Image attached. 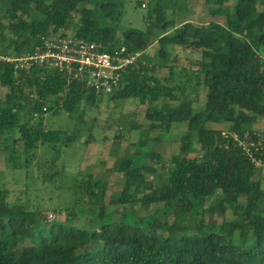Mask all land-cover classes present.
<instances>
[{
  "label": "trees",
  "instance_id": "16d2710c",
  "mask_svg": "<svg viewBox=\"0 0 264 264\" xmlns=\"http://www.w3.org/2000/svg\"><path fill=\"white\" fill-rule=\"evenodd\" d=\"M227 1L205 0L216 6L210 14L225 16V23L185 21L179 26L165 15L162 0L141 2H154L145 16L147 29L121 30L120 37L123 2L4 0L7 22L0 18L1 53L33 51L41 45V36L59 31L103 43L106 49L126 45L146 51L158 41L159 66L167 67L169 75L158 77L157 65L144 53L139 67L129 70L124 86L110 99L161 101L147 108L151 123L146 131L169 133L176 123H186L187 131L168 161L157 150L144 153L161 163L167 179L162 185L146 178V173H157L154 165L138 162L148 138L140 140L134 155L119 158L125 183L112 209L105 202L107 182L91 175L74 178L69 189L75 205L65 221L43 216L39 222L35 210L10 206L9 191L0 187V264H264V188L262 178L256 177L264 163V134L254 127L264 118V9L258 10V0H238L230 10ZM170 45L200 52L194 83L188 77L176 80L175 68L168 64ZM21 78L19 82L13 66L0 59V86L9 88L0 97V139L22 143L28 160L39 144L56 148L78 137L46 128V113L65 109L73 114L102 102V94L78 81L68 83L65 75L44 67L36 66ZM201 86L207 96L204 108L197 109L193 93ZM194 138L203 150L198 157L190 154ZM120 139L116 135L114 140ZM247 142L255 145L251 148ZM13 157L12 152L9 160ZM45 160L39 163L40 172L50 167ZM53 166L54 172L44 173L45 180L64 175V169ZM27 174L32 175L29 167ZM134 203L146 211L157 203L163 206L141 214ZM227 212L231 216L222 222L206 218ZM247 231L251 242L239 241Z\"/></svg>",
  "mask_w": 264,
  "mask_h": 264
},
{
  "label": "rangeland",
  "instance_id": "374dc122",
  "mask_svg": "<svg viewBox=\"0 0 264 264\" xmlns=\"http://www.w3.org/2000/svg\"><path fill=\"white\" fill-rule=\"evenodd\" d=\"M94 3L101 0H92ZM123 2V13L120 21V31L118 35L121 37V30L136 28L140 30L147 29V21L145 16L152 8L151 5L143 6V3H149L156 0H110ZM238 0H228L226 6L232 10ZM163 6L166 9L165 15L169 19H174L177 25H181L185 21H193L196 24H207L211 20H216L220 23H225V16H213L210 14V9L216 7L208 4L205 0H162ZM90 2L89 6H93ZM177 7V9H175ZM258 10L264 9V0H258ZM184 8H187L185 11ZM6 4L4 0H0V18L7 22L5 15ZM79 17H77L78 19ZM76 19V20H77ZM174 29H170L172 32ZM159 43L156 41L147 50V57L157 65L156 75L164 78L169 75L167 67L159 66L161 59L158 57ZM264 49V48H263ZM170 56L168 64L172 65L176 71V80L180 77L184 81L190 79L195 82L196 70L198 69L197 61L201 58L199 51L191 48H185L178 45H170L168 48ZM264 59V54L261 52ZM188 75L185 77L184 74ZM181 79V80H182ZM189 87V86H188ZM9 91L8 87L0 86V97L4 98ZM196 99L194 106L197 109L204 108L207 88L201 86L193 93ZM111 94L103 95L102 102L99 107H87L83 112L68 113L65 109L58 112H48L44 115V124L48 129H63L69 135H78L77 139L73 140L70 145H59L52 148L47 144H39L34 151L35 155L32 160H28L29 155L24 151L22 143H16L14 140H7L2 143L0 139V187L9 191L8 201L10 206L29 208L35 210L39 216V222H42L43 216L48 220L55 217L57 220L65 221L69 218L68 209L75 205V195L70 191L72 182L76 176L91 175L95 179H103L107 182L105 202L108 209L117 207L115 200L120 196L124 188L125 178L119 172V158L126 153L131 155L138 151L140 140L148 138L146 147L139 149L141 154L138 155V162L154 165L157 173H146V178L152 180L156 185L166 183L161 163H157L145 156V152L152 150L159 151L164 160L168 161L174 153L179 151L182 144V137L187 131L186 123H176V129L173 127L169 133L160 134L161 130L146 131L151 120L146 117V110L149 105H161L162 102H153L152 104H142L138 99H110ZM132 123H141L140 127L133 128ZM219 128L223 125H213ZM228 129V126L225 125ZM254 127L261 134H264V118L259 119ZM147 132V133H146ZM160 139H155L158 135ZM116 135L122 139L118 143L114 140ZM169 136V139H164ZM201 144L194 138L190 149L191 156H201L203 150ZM10 151H8V150ZM13 152V159L9 160L10 154ZM137 155V154H136ZM50 163L49 168H44L39 171V163ZM27 163L32 165L27 166ZM56 168L64 169V175L57 179H44V173L54 172ZM17 164V165H15ZM27 167L30 168L32 175L27 174ZM173 167L172 165L170 166ZM260 169L256 171V177L262 178L264 188V163ZM43 171V172H42ZM213 200H208L207 203ZM241 202L245 199L242 197ZM135 209L141 214L153 213L158 208L162 207V203H157L151 206L146 211L141 208L140 204H133ZM40 211V214L38 213ZM90 212L89 210H86ZM90 217V213H88ZM231 216V213H218L214 216L206 215L207 219H212L222 222L224 218ZM115 219H119V215H115ZM91 219V217H90ZM172 219V218H171ZM87 223L88 219H84ZM43 225V224H42ZM47 226L49 225L46 224ZM248 232V231H247ZM239 239V238H238ZM247 243L251 242L250 232L247 233L244 239ZM26 243H29L27 241Z\"/></svg>",
  "mask_w": 264,
  "mask_h": 264
},
{
  "label": "built area",
  "instance_id": "2783aa9c",
  "mask_svg": "<svg viewBox=\"0 0 264 264\" xmlns=\"http://www.w3.org/2000/svg\"><path fill=\"white\" fill-rule=\"evenodd\" d=\"M41 42L33 51L19 55L0 52V59L13 66L19 82H22V74L27 75L39 66L65 75L68 83L81 82L87 90L102 95L121 89L124 76L130 69L138 68L142 56L148 52L129 50L126 45L106 49L103 43L78 38L74 32L67 35H63V31L51 32L41 36ZM46 109L47 106L43 108ZM248 144L251 148L255 145L254 142ZM249 146L244 144L247 153L256 161Z\"/></svg>",
  "mask_w": 264,
  "mask_h": 264
},
{
  "label": "crops",
  "instance_id": "0c3cea01",
  "mask_svg": "<svg viewBox=\"0 0 264 264\" xmlns=\"http://www.w3.org/2000/svg\"><path fill=\"white\" fill-rule=\"evenodd\" d=\"M260 171L262 172V167L260 168Z\"/></svg>",
  "mask_w": 264,
  "mask_h": 264
}]
</instances>
